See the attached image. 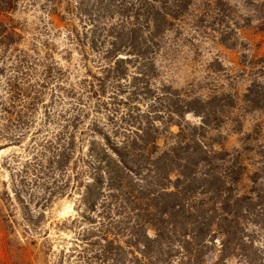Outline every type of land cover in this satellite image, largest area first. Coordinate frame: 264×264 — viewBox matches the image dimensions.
<instances>
[{"label": "trees", "instance_id": "1", "mask_svg": "<svg viewBox=\"0 0 264 264\" xmlns=\"http://www.w3.org/2000/svg\"><path fill=\"white\" fill-rule=\"evenodd\" d=\"M22 3L0 0V150L19 149L0 160L12 228L35 232L41 217L45 234L66 197L74 214L57 229L71 246L57 264H261L264 150L254 167L244 147L216 149V96L181 95L159 76L173 42L231 48L245 27L264 31V0H41V41L26 48ZM243 97L264 107V82Z\"/></svg>", "mask_w": 264, "mask_h": 264}, {"label": "rangeland", "instance_id": "2", "mask_svg": "<svg viewBox=\"0 0 264 264\" xmlns=\"http://www.w3.org/2000/svg\"><path fill=\"white\" fill-rule=\"evenodd\" d=\"M29 4L22 3L13 13V19L24 29L23 48L34 40L41 41V25L45 23L41 0H29ZM52 40L58 47L64 44L58 33ZM171 49L162 62L161 81L181 95L200 99L216 96L218 112L210 117L207 128L210 139L206 141L213 142L216 149L221 145L228 152L246 148L245 157L255 167L259 161L255 153L264 150V107L250 106L243 95L251 84L264 82V31L245 27L231 48L212 37L195 36L173 42ZM55 56L58 58L59 53ZM185 120L197 125L200 118L188 113ZM170 130L176 132L177 128L171 126ZM12 150L19 151L14 147L0 150V160ZM7 177V171H0V179ZM16 212L14 217L0 200V264H57L58 251L71 246L72 232L57 229V226L74 214L73 200L64 197L54 201L43 219V226L47 227L45 234L41 233V217L35 232L13 229L11 224L15 218L20 220L19 211ZM263 236L261 233L253 235L256 245H263ZM47 246L52 251L48 256L45 254ZM259 257L255 253L252 261L263 264L264 259Z\"/></svg>", "mask_w": 264, "mask_h": 264}]
</instances>
